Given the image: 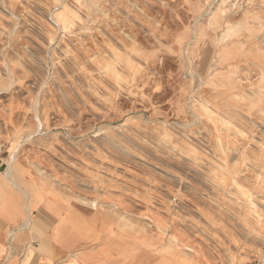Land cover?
Masks as SVG:
<instances>
[{"label":"rangeland","instance_id":"1","mask_svg":"<svg viewBox=\"0 0 264 264\" xmlns=\"http://www.w3.org/2000/svg\"><path fill=\"white\" fill-rule=\"evenodd\" d=\"M0 158L105 245L264 264V0H0Z\"/></svg>","mask_w":264,"mask_h":264},{"label":"crops","instance_id":"2","mask_svg":"<svg viewBox=\"0 0 264 264\" xmlns=\"http://www.w3.org/2000/svg\"><path fill=\"white\" fill-rule=\"evenodd\" d=\"M8 162L0 158V264H181L121 251L114 239L105 245L110 233L99 216L73 209L25 168L12 165L7 173Z\"/></svg>","mask_w":264,"mask_h":264},{"label":"bare ground","instance_id":"3","mask_svg":"<svg viewBox=\"0 0 264 264\" xmlns=\"http://www.w3.org/2000/svg\"><path fill=\"white\" fill-rule=\"evenodd\" d=\"M12 159H13V158H12ZM12 159H11V162H12ZM9 171H11V170H10V167L8 166L7 173H9ZM8 177H9V175H8Z\"/></svg>","mask_w":264,"mask_h":264}]
</instances>
